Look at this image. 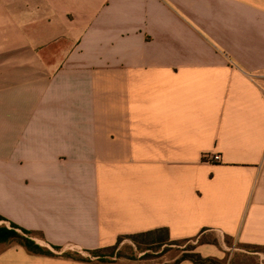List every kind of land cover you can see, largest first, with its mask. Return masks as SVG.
I'll list each match as a JSON object with an SVG mask.
<instances>
[{
  "label": "crops",
  "instance_id": "obj_1",
  "mask_svg": "<svg viewBox=\"0 0 264 264\" xmlns=\"http://www.w3.org/2000/svg\"><path fill=\"white\" fill-rule=\"evenodd\" d=\"M0 215L63 251L264 246V0H0ZM0 264L102 263L0 242Z\"/></svg>",
  "mask_w": 264,
  "mask_h": 264
},
{
  "label": "trees",
  "instance_id": "obj_2",
  "mask_svg": "<svg viewBox=\"0 0 264 264\" xmlns=\"http://www.w3.org/2000/svg\"><path fill=\"white\" fill-rule=\"evenodd\" d=\"M0 220H5V218L0 215ZM206 231L207 230L204 229L196 237L180 240H172L168 228L121 235L114 245L93 250H85L89 253V256H84L79 251H63V248L57 245H51L52 249L48 246H43L36 241V238L45 240L42 232L28 230L15 223H11V228L0 226V242L18 243L34 254L51 257L61 256L84 262L96 261L102 264H121L119 263L120 260L142 261L143 259L166 254L170 250L176 249L178 246L186 245V247L182 249L181 256L171 264H180L184 260H191L197 264H226L225 260L216 257H205L197 251L198 246L203 244L220 245L218 239H211ZM226 238L229 239L231 237L226 235ZM126 239L131 240L133 246H121ZM191 242L196 243L190 244ZM239 247L246 252L238 253V258L232 260L229 264H259L255 261L257 258V254L255 253L264 252L263 245L240 243ZM60 252L62 253L60 254ZM136 253H143V255L138 258ZM241 256L244 258H251L252 260L247 261L245 259H239Z\"/></svg>",
  "mask_w": 264,
  "mask_h": 264
},
{
  "label": "rangeland",
  "instance_id": "obj_3",
  "mask_svg": "<svg viewBox=\"0 0 264 264\" xmlns=\"http://www.w3.org/2000/svg\"><path fill=\"white\" fill-rule=\"evenodd\" d=\"M209 237L211 239L217 238L219 241V246L214 245L217 247L221 253V257L219 259L225 260L226 264H229L232 260H235L238 258V253L240 252H246L244 249L239 247V243L234 238H226V235H224L221 232H209ZM195 244L196 242H191L190 244ZM133 246V243L131 240L126 239L121 246ZM186 245L178 246L176 249H172L166 254L159 255L157 257L153 258H147L143 259L142 261H135L132 262L130 260H120L119 263L121 264H171L173 263L177 258H179L182 254V249L185 248ZM179 248V249H177ZM71 250V251H79L84 256H89V253H87L85 250H72V249H65L64 251ZM257 258L255 259L256 262L259 264H264V252H258ZM137 257L140 258L143 253H136ZM239 259H245L247 261H251V258H244L241 256Z\"/></svg>",
  "mask_w": 264,
  "mask_h": 264
},
{
  "label": "built area",
  "instance_id": "obj_4",
  "mask_svg": "<svg viewBox=\"0 0 264 264\" xmlns=\"http://www.w3.org/2000/svg\"><path fill=\"white\" fill-rule=\"evenodd\" d=\"M204 160L208 162H219L221 160L220 154L217 153H206L204 154Z\"/></svg>",
  "mask_w": 264,
  "mask_h": 264
}]
</instances>
